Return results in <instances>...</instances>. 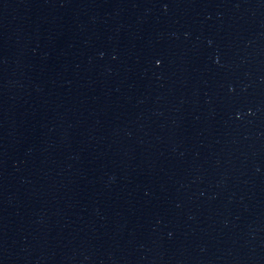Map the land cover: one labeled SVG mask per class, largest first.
Here are the masks:
<instances>
[{"label": "water", "instance_id": "1", "mask_svg": "<svg viewBox=\"0 0 264 264\" xmlns=\"http://www.w3.org/2000/svg\"><path fill=\"white\" fill-rule=\"evenodd\" d=\"M0 264H264V0H0Z\"/></svg>", "mask_w": 264, "mask_h": 264}]
</instances>
